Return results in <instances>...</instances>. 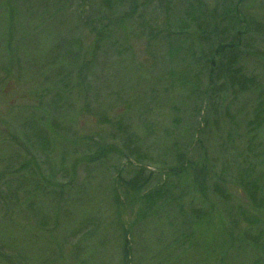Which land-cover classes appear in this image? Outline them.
Wrapping results in <instances>:
<instances>
[{
    "label": "rangeland",
    "instance_id": "374dc122",
    "mask_svg": "<svg viewBox=\"0 0 264 264\" xmlns=\"http://www.w3.org/2000/svg\"><path fill=\"white\" fill-rule=\"evenodd\" d=\"M131 1L114 12L100 8L99 0L92 10L85 7L84 19L94 13L113 17L96 45L82 16H74L73 9L67 16L55 11L57 0H0V255L13 264H76V258L120 264L119 243L127 230L135 255L131 264H264V248H258L264 244V123L255 121L258 113L264 122V0H190L204 19L215 11L211 25L223 15L229 22L230 13L241 24L240 69L254 82L241 93L219 89L225 80L209 81L202 54L212 51L213 43L199 42L202 27L173 35L183 27L181 20L188 23L185 7L173 4L177 16L163 18L153 2L140 11L145 20L129 21L123 14ZM12 11L17 24L9 34ZM144 25L153 32L142 33ZM224 25L213 28L228 43L238 29ZM9 37L22 67L17 87V80L3 73ZM73 37L84 40L75 46ZM79 53L83 59L74 63ZM81 61L85 81L71 95ZM16 72L14 66L12 79ZM26 109L37 111L26 113L33 116L27 120H36L29 134L38 132L41 143H50L28 151L35 165L21 170L31 157L19 145L25 144L21 135L16 134L18 144L9 137L19 132L15 122L23 121ZM119 129L138 140L140 163L119 155ZM84 138L111 146V152L90 161L93 153ZM177 154L189 163L183 170L176 166ZM36 166L45 176L54 173V186L31 181ZM138 169L149 177L139 196L124 184ZM160 186L173 200L148 210L145 196ZM5 190L17 192L3 201ZM196 210L201 219L193 217ZM100 226L104 245L96 246V255L85 236Z\"/></svg>",
    "mask_w": 264,
    "mask_h": 264
},
{
    "label": "trees",
    "instance_id": "16d2710c",
    "mask_svg": "<svg viewBox=\"0 0 264 264\" xmlns=\"http://www.w3.org/2000/svg\"><path fill=\"white\" fill-rule=\"evenodd\" d=\"M58 3L60 4V9H56L55 11H57L58 13L61 11V15L62 16H67L69 15L68 13L70 12V10H72V14L74 16L77 17H81L80 19H84V11H85V7H89L91 10L92 8L97 5V0H57ZM155 2L156 6L154 8H158L159 10H161V15L163 18L166 17H171V16H177L176 15H172L171 10H173L172 6L173 4H177L181 7H185L188 12L185 13L186 17H187V21L181 20V23L183 25V27H179L178 29H176V32L173 33V35H179L182 33L187 34V30L190 29L192 30L191 27H195L196 28V32L198 30H201L200 28L202 27L203 29L200 31L201 32V36L199 38V42L202 44H207L209 45L210 43H213V47H212V51H210L208 54H202L203 59L206 58V64L209 65L207 66L206 70L208 72V75H210V79L209 81L213 83V80L216 81H221V80H225L224 84H221V87H219V89L221 88L222 90H228L229 87H233L236 88V92L241 93V92H245L248 89H251L254 86V82L252 81L251 78H245V76H243L242 71L240 69V60L238 59V55H244L245 51L243 49V44H242V37L244 35V33H242L240 31V25L237 22V17L236 15H232L231 13L227 16L229 17V22L226 20V15L221 16L220 19L218 20L217 23L214 24H210L213 23L214 21H210L211 20V16L215 13L212 12L209 19H204V14L202 12L201 9H195L193 4L190 3V0H175L174 3H171L170 0H132L129 3V11L128 13L123 14V17H125L124 19H127L129 21H133L134 17L137 19H141V20H145L146 18H144L140 11L145 10L147 8H149L152 3ZM126 4V0H99V7L105 9L107 12H114L116 7H122ZM201 4V3H200ZM199 4V5H200ZM72 6V7H71ZM66 10V11H64ZM13 13V17L11 19V23H9V28H8V33L12 34L15 33L14 29L16 27L17 24V19L15 16L14 11H12L10 13V15L12 16ZM197 14L201 16L202 20L200 21V24L198 23V18H197ZM94 14H92L91 18L88 19H84V22H82V26L85 27L89 32H93V34L95 35V42L96 45H99L100 42L103 41V38H105V34H107V32L109 31V26L111 21L108 22V20H111L113 17L111 18H105L104 16H97V18H94ZM60 16V17H62ZM95 16V17H96ZM94 18V20H93ZM155 18H159V16H156ZM79 19V20H80ZM103 19H107V24H103ZM81 22V20H80ZM224 22L228 23L229 25H232L233 27L237 28V32H235V34L233 35V37L231 39H229V42H223V38H220L218 36H215V32H214V28L216 27H221V29L225 26ZM111 24H114L113 22ZM116 25H119L120 22L117 21L115 22ZM123 25H127V24H123ZM178 25V22H175V26ZM191 26V27H189ZM211 26V29L210 27ZM239 26V28H238ZM141 27V26H140ZM159 27H164L163 24H161ZM214 27V28H213ZM120 28V27H119ZM156 28V27H154ZM108 30V31H106ZM152 33L153 32V28H151L149 25H144L142 28V33ZM227 33V32H224ZM156 36H158V34H156ZM170 37V36H168ZM178 37V36H177ZM13 38L9 37L8 39V43L10 44V49H7V65L3 71V73H6V77H10V81L14 82L17 80V82H15L16 87L20 86L21 84V80L22 78L20 77V72L19 70L22 68L19 64L21 63L19 59H17V54L15 53V50H13V47L11 46L10 41H12ZM84 38L82 37H73V43L75 46H79L82 42H83ZM180 41V40H179ZM185 41V39L183 40ZM212 41V42H211ZM242 44V46H241ZM168 47H170V44H168ZM70 48L74 49V46H70ZM81 50V47L79 49V51ZM171 51L169 50V53ZM168 53V54H169ZM16 57H15V56ZM173 57V53L172 55H169V58ZM83 58L80 57V53L78 54V56H76V59H73L75 62L74 63H79L78 60H81ZM202 59V58H201ZM239 63V66H238ZM14 66H17V76L14 77L12 79V71ZM86 66L84 64L83 61H81V67L78 70V74L74 75V82H76L75 87H69L70 90V94L74 95L76 90V88H80L85 81V75H86ZM19 72V73H18ZM20 78V79H18ZM228 79V82L226 81V79ZM29 82V81H27ZM29 84H31L29 82ZM225 84H228L226 88H223ZM65 88L67 86H64ZM85 90V89H84ZM84 92V91H83ZM65 93V92H64ZM55 101H57V99H55ZM54 101V103H55ZM27 112H33V113H37V111L34 109V111H31L29 109L25 110V118L23 119V121L17 120L15 122V124H20L19 126V132H14L12 133V136H10L9 138L11 139L12 142H15V144L17 143V138H16V134L18 133L19 135H21L24 139L23 143L25 142L24 145L19 144L21 146V148L26 150V153H28L29 159L26 160V164H23V166H21V170L22 168H30V165H35L34 163L36 162L35 157L32 153L28 152V151H33L36 150V147H40L43 145H47V143H50V141L44 140V143H41L42 138H40L42 136V134L38 133V132H32L31 134H29L30 131L33 130V127H35V123L36 120H27L32 118L33 116H27L26 113ZM56 114V113H55ZM45 119H39V121L43 122ZM255 121L258 123L257 126L262 125L263 122V118L257 113L256 114V118ZM201 122L203 123V126L206 127L207 125V119L203 118L201 119ZM3 124H5V122L3 121ZM42 131V127L41 130ZM118 132V136L119 137H123V142L121 143V148H120V153L119 155L124 156V158H132L134 157L136 154V150L137 148V141H132L130 138V135L128 136V133L125 130H117ZM50 133V132H49ZM47 133V134H49ZM87 141L88 142V147L87 150L88 152H92L93 155H91L89 157L90 161H99L101 159H104L107 157L108 153L111 152L109 149V147L111 146H105L103 145V143H98L95 139L93 138H84L82 142ZM126 155H125V154ZM134 161L136 163H140V159L138 158V156H135ZM33 160V161H32ZM32 161V162H30ZM176 166H180V170L185 169L186 167L189 166V163L184 165L185 162L182 160V156L180 154H177L176 156ZM144 170V169H143ZM143 170H136L137 173L135 174L134 178L131 179L130 181L124 183L125 186L129 189L132 190L133 192L136 193L137 196L144 194L143 189L145 188V184L147 185V179L149 178L148 176H144L145 172ZM174 172H177V170H174ZM8 176V174H6ZM10 175V174H9ZM143 177V178H142ZM21 180L20 177H17ZM29 178L31 179V181L33 182H37V180H43L44 182L51 184V186H54V184L52 182L55 181V175L53 172H49L47 171V175H43L42 172L40 171V169L36 166V171H30L29 173ZM37 179V180H36ZM6 186L9 185V182L5 183ZM38 187V183H36V185ZM12 188V187H11ZM63 187L61 186H55L54 189L58 190L61 189ZM9 189V188H7ZM6 191V190H5ZM7 192V191H6ZM8 192H13L16 193V190L10 191L8 190ZM5 193L4 199L3 201L7 200V198H9L8 200H11V198H14V194H9V193ZM252 195V196H250ZM249 198L251 199L252 202L255 203L254 201V194H250ZM254 196V197H253ZM147 199H149L148 201V205L146 206L148 210H151L152 207H155L156 204L159 203V205L163 204V203H168L169 200H173L172 198L169 197L168 194V190L164 189V186H160L158 188H156L153 193L148 194L147 196H145ZM116 200H118V198H116ZM175 204L178 205V201H174ZM193 217L197 218V219H201L200 215H199V211L196 210L194 211ZM195 222H197L194 219ZM101 226L98 228H95L93 231L88 232L86 234V238H88L90 240V242H92L93 245V251L94 253L97 255V251H96V246H102L104 245V241L102 240V233H100V229ZM127 229V228H125ZM130 233L127 230H123L122 236H121V243H119V249L118 252L120 253V264H131L132 261H134L135 255L133 254L132 249H131V238H130ZM99 238V241H96L95 239ZM92 239H94V242L92 241ZM114 240V239H113ZM96 243V245L94 244ZM52 244V242H51ZM56 243H53V245ZM255 245H259V243H254ZM47 245V244H46ZM186 245H188V243H186ZM264 248V244L262 246V244L260 246H258V248ZM93 254V255H95ZM61 255H58L57 259H60ZM74 258V257H73ZM0 259L5 260L6 264H13L11 261L8 260V258H6L3 255H0ZM107 260V259H106ZM105 260H103L101 258V263L104 264ZM46 263H42V264H47ZM49 264H57L56 260H51L49 261ZM76 264H84L83 262H81L79 259L76 258Z\"/></svg>",
    "mask_w": 264,
    "mask_h": 264
}]
</instances>
